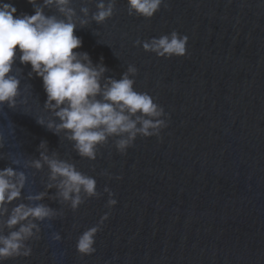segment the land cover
Returning <instances> with one entry per match:
<instances>
[{
  "label": "water",
  "instance_id": "95a60500",
  "mask_svg": "<svg viewBox=\"0 0 264 264\" xmlns=\"http://www.w3.org/2000/svg\"><path fill=\"white\" fill-rule=\"evenodd\" d=\"M6 2L17 15L34 14L28 0ZM166 2L169 7L145 19L129 15L127 0H117L111 19L76 30L83 39L77 51L88 52L94 63L103 57L105 77L118 79L135 64L136 89L170 113L160 137L138 136L124 154L113 138L96 160L82 158L63 133L40 125L36 117L49 115L42 78L29 77L30 64L17 60L29 102L0 111V168L18 167L28 182L9 210L47 190V166L27 164L39 155L42 140L94 176L99 191L110 187L118 203L107 207L104 193L73 211L46 199L63 216L41 225V239L29 242V257L4 264H264V0ZM85 3L96 10L95 0H74L78 14ZM45 12L59 15L53 7ZM172 30L189 36L186 56L162 58L134 43ZM17 155L23 156L19 165L13 163ZM105 212L110 216L96 236L97 251L82 256L78 236ZM53 232L62 239H52Z\"/></svg>",
  "mask_w": 264,
  "mask_h": 264
},
{
  "label": "clouds",
  "instance_id": "9594fccd",
  "mask_svg": "<svg viewBox=\"0 0 264 264\" xmlns=\"http://www.w3.org/2000/svg\"><path fill=\"white\" fill-rule=\"evenodd\" d=\"M34 14L20 13L6 0H0V111L7 105L16 108L27 105L28 97L22 96V80L15 67L17 60L31 66L29 77L42 78L46 100L43 114L37 122L53 133L73 142V148L82 158L96 160L99 148L114 138L116 149L124 154L134 145L138 136L160 137L168 127L170 113L157 102L156 97L135 87L139 69L128 64L120 78L105 77L107 65L94 63L88 52L77 51L83 45L76 35L78 28L91 22L104 24L116 12L117 0H95L96 10L87 3L81 5L79 14L74 0H28ZM55 8L57 14H47L45 8ZM169 7L166 0H127L129 15L151 19ZM82 13V15L80 14ZM189 36L177 30L150 39H137L145 51L158 57L171 58L188 54ZM5 147V136L0 132V150ZM39 155L27 162L28 166L42 170L48 168L46 191L29 194L26 200L13 205L23 197L28 182L25 171L11 165L0 168V264L18 257H29L32 240L41 239V225L63 216L61 209L54 208L46 199L67 204L73 211L92 197L108 193L107 207L117 205L118 200L110 187L98 189L97 179L80 170L59 153L51 150L47 140L38 145ZM22 155L13 161L19 165ZM120 178V177H118ZM52 189H56L53 194ZM110 216L105 212L98 223L87 227L77 238L76 249L82 255L97 251L96 236ZM51 227V224L48 223ZM52 239L60 241L59 232Z\"/></svg>",
  "mask_w": 264,
  "mask_h": 264
}]
</instances>
